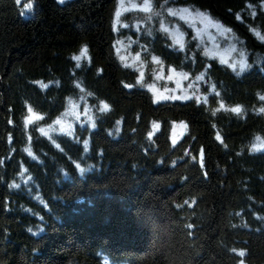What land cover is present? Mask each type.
Wrapping results in <instances>:
<instances>
[{
  "label": "trees",
  "instance_id": "16d2710c",
  "mask_svg": "<svg viewBox=\"0 0 264 264\" xmlns=\"http://www.w3.org/2000/svg\"><path fill=\"white\" fill-rule=\"evenodd\" d=\"M114 2L23 12L0 0V264H264V147H252L264 142V0H152L228 27L242 70L191 34L180 48L159 30H115ZM119 34L146 60L202 74L207 99L155 101L114 52ZM81 89L109 106L95 126L41 134ZM28 108L40 118L27 123Z\"/></svg>",
  "mask_w": 264,
  "mask_h": 264
},
{
  "label": "rangeland",
  "instance_id": "374dc122",
  "mask_svg": "<svg viewBox=\"0 0 264 264\" xmlns=\"http://www.w3.org/2000/svg\"><path fill=\"white\" fill-rule=\"evenodd\" d=\"M56 1L64 2L68 0ZM19 2L24 4L23 12L32 10L33 6L27 8L25 5L28 3L33 5V0H19ZM142 4L143 0H124L123 4H121L120 0H115L112 10L113 28L117 30L120 27L129 26L137 32H147L149 29L159 30L180 48H183L187 42L188 34H191L206 54L216 58L220 63L236 70L244 69V67L241 68L242 61L247 66L245 49L239 45L235 34L231 30L228 31V27L214 19L207 12L186 5L163 6L155 10L153 4L151 5V11H143L138 7ZM133 5H137V7H133ZM261 8L264 9V2L261 3ZM169 9L175 12L176 15L170 14ZM185 9L188 11H184ZM118 11L120 12L119 17H117ZM200 13L204 15H200ZM164 28H167L168 31H165ZM259 36L260 38L264 37L263 34ZM177 40L182 42V47L181 43L176 42ZM131 46L132 37L130 35L119 34L113 41V49L119 61L123 65L130 66L136 70L139 84L151 93L155 101L173 100L171 97H176L179 100L195 98L200 101L207 99L212 86H206L208 90L203 89L205 88L202 87L204 78L197 79L202 74L192 75L173 66H165L158 57L153 55H149L146 60L142 57L141 50H133ZM137 56L139 57L138 59ZM154 57L158 58L159 63L153 59ZM141 73H143V78H141ZM185 74L187 76L186 79L184 78ZM158 76L160 77L159 79L157 78ZM169 76L172 78L169 79ZM158 96L162 98L158 100ZM181 97L188 98L182 99ZM104 104L106 103L100 102L98 108L91 105L87 99L86 92L81 89L77 95L70 96L67 99L63 110L59 114L47 123L40 125L39 130L41 134L50 138L56 133L71 135L77 124L89 125L90 128H93L96 123L97 111ZM262 112L264 113V111ZM29 117L32 118L31 122H33L39 119L40 115L33 110L30 113L28 108L25 118L27 123H30L27 121ZM58 120L60 123H56ZM182 125L184 124H174L172 129L174 140L178 139L184 132L185 127ZM257 137L252 146L254 149L262 148L254 147V145L264 143L260 137L259 140Z\"/></svg>",
  "mask_w": 264,
  "mask_h": 264
},
{
  "label": "snow or ice",
  "instance_id": "6c2138e0",
  "mask_svg": "<svg viewBox=\"0 0 264 264\" xmlns=\"http://www.w3.org/2000/svg\"><path fill=\"white\" fill-rule=\"evenodd\" d=\"M17 2H19V0H17ZM120 2H121V4H123V2H124V0H120ZM151 5H152V0H143V4L142 5H139L138 7H140L143 11H151ZM25 7H27V8H31L32 7V5H31V3H28V4H26L25 5ZM133 7H137V5H133ZM184 11H188L187 9H185ZM169 13L170 14H172V15H176V13L175 12H173L171 9H169ZM119 15H120V12L118 11L117 12V17H119ZM200 15H204L203 13H200ZM164 30L165 31H168V29L167 28H164ZM228 31H230V29L228 30ZM253 31H256V30H253ZM256 35H260V33L258 32V31H256ZM262 39H264V37H261ZM177 43H181V47L183 46V44H182V42L180 41V40H177L176 41ZM119 51V50H118ZM87 56V46L85 45L82 49H81V51H80V55H77V56H75L74 57V59L75 60H77V61H79L82 57H86ZM139 57L137 56V59H138ZM122 59H124V57H122ZM154 60H156L157 61V63H159V60H158V58H153ZM226 62V61H225ZM246 65L243 63V61L241 62V68H243V67H245ZM174 71V70H173ZM141 78H143V73H141ZM158 79L160 78L159 76L157 77ZM169 79H171L172 77L171 76H169L168 77ZM185 79L187 78V76H186V74H185V77H184ZM203 77L201 76V77H197V79H202ZM130 87V86H129ZM162 97H160V96H158L157 97V99L159 100V99H161ZM163 98H167V97H163ZM172 99H176V97H171ZM182 99H187L188 97H181ZM261 99H264V96H262L261 97ZM221 107H223V104H221ZM109 109V106L107 105V104H104L103 105V107L100 109V111H107ZM233 112H236V113H239L240 111H241V109H240V107H235V108H233V109H231ZM261 111H264V109H261ZM29 112L30 113H32V109L31 108H29ZM34 115V114H33ZM31 117H29V118H27V121L28 122H31ZM56 123H60V121L58 120V121H56ZM183 127H186V125H182ZM159 127V125H157V124H154L153 125V128L155 129V128H158ZM43 131V130H42ZM149 136H151V133L149 134ZM217 139H219V136L217 137ZM257 139L259 140L260 138L259 137H257ZM175 142V141H174ZM85 144H87V142H85ZM254 147H264V143H261V144H259V145H254ZM203 156V152L201 151V157ZM187 203V202H186ZM191 227V226H190ZM233 251H236L235 249H233ZM241 256H243L244 255V253L243 252H240L239 253Z\"/></svg>",
  "mask_w": 264,
  "mask_h": 264
}]
</instances>
